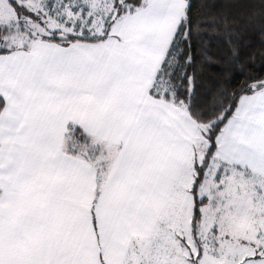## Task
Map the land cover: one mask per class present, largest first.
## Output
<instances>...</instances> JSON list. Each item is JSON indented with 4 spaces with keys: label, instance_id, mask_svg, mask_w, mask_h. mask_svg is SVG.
<instances>
[{
    "label": "snow or ice",
    "instance_id": "obj_1",
    "mask_svg": "<svg viewBox=\"0 0 264 264\" xmlns=\"http://www.w3.org/2000/svg\"><path fill=\"white\" fill-rule=\"evenodd\" d=\"M257 55L264 0H0V264H264Z\"/></svg>",
    "mask_w": 264,
    "mask_h": 264
},
{
    "label": "trees",
    "instance_id": "obj_2",
    "mask_svg": "<svg viewBox=\"0 0 264 264\" xmlns=\"http://www.w3.org/2000/svg\"><path fill=\"white\" fill-rule=\"evenodd\" d=\"M256 48H259V43L256 42ZM261 77L264 78V64L260 62V57L257 55L256 63L254 64H245L243 66V70H236L234 72L231 87L235 88L239 84L243 83L245 80L249 79L250 77Z\"/></svg>",
    "mask_w": 264,
    "mask_h": 264
}]
</instances>
